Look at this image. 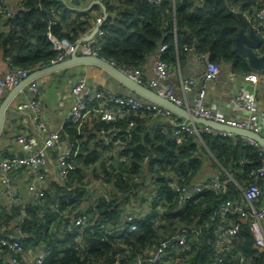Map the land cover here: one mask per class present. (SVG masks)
<instances>
[{
	"label": "built area",
	"instance_id": "built-area-1",
	"mask_svg": "<svg viewBox=\"0 0 264 264\" xmlns=\"http://www.w3.org/2000/svg\"><path fill=\"white\" fill-rule=\"evenodd\" d=\"M66 1L83 10L89 8L91 2L103 4L107 18L116 16L115 9L120 7V0ZM205 1L171 0V3L173 8H176L177 2L187 3L191 13H194L196 7L202 6ZM261 1L257 0L259 5ZM25 2L15 0L16 8H13L7 0H0V34L7 35L12 30H20L15 28L10 19L24 10ZM151 2L160 7L164 0ZM237 6L232 5V10L242 13L246 18L249 25L246 33L252 28L260 37L261 44L254 52L262 56L264 6L257 10L256 7L242 10L241 5ZM50 14L54 17L53 26L59 24L61 9L52 7ZM94 14L93 27L84 37L104 20L101 8ZM64 29L70 28L64 26ZM102 36L103 32L99 29L91 40L80 45L77 52L100 56L99 51L104 47ZM47 38L59 53V57L51 64L68 58L80 41L69 43L65 39L55 38L50 32ZM166 49L167 46L162 45L148 59L154 61L156 76L148 82L145 81L144 67L112 63L134 81L146 84L156 93L188 108L199 117L247 128L264 136L263 72L236 73L193 49L189 57L204 66V73L201 79L182 80L178 86L181 91L179 95L177 86L166 84L173 69L163 60ZM5 63V72L0 74V105L9 91L32 72L45 67L38 66L32 70L19 68L10 58ZM224 71L233 88L222 113L211 107L208 95L212 83ZM61 72L65 76L62 78L59 101L66 109L53 122L44 99L48 87L45 78ZM103 93L105 96L101 99ZM188 94H192L191 101ZM94 103L96 106L92 107ZM127 111L134 115L151 113L153 124L162 120L165 121L163 124L177 126L172 130L175 138L181 132L196 135L203 148L194 155L202 163L200 171L192 177L180 171L162 169L155 161L150 166V160H154L155 155H145L139 174L130 177L136 186L122 193L117 190L118 178H110L106 170L100 168L106 167L113 173V168L127 170L131 167L132 156L123 152L129 148L134 123H130L125 131L110 128L89 132L78 143L72 140L66 126L80 132L89 117L98 116L110 122L116 117H123ZM181 121L168 109L140 100L114 77L92 65L75 66L27 83L9 105L0 136V263L47 264L52 254L48 234L55 236L57 243L74 236V248L79 256L85 255V250L90 246L86 236L101 235L104 240L125 250L115 256V264H196L198 252L204 244L203 231L209 230L211 226L199 227L181 221L190 202L202 200L207 193L213 192L227 198L211 206L213 219H218V222L213 225L214 235L208 240L213 253L208 264H250V260L258 259L260 254H264V148L243 139L247 145L255 146L260 155V165L249 175L255 182L249 183L240 177L236 162L228 166L220 164L203 143L202 131L214 133L211 129L202 126L196 128ZM157 129L154 124L149 126L147 133L154 135ZM95 151L98 152V158L90 161ZM229 186L234 187L236 195H229ZM101 204H113L116 207L120 212L117 222L104 219ZM164 212L180 216L176 221L166 217L163 219L161 214ZM48 215H51L49 219ZM34 222L37 226L44 224L45 235H37ZM139 224L156 227L159 240L146 245V248H134L127 254L131 249L129 243L139 231ZM245 227L254 241L255 252L251 256L246 255L240 247L245 242L240 236ZM64 245L70 246V243Z\"/></svg>",
	"mask_w": 264,
	"mask_h": 264
},
{
	"label": "trees",
	"instance_id": "trees-1",
	"mask_svg": "<svg viewBox=\"0 0 264 264\" xmlns=\"http://www.w3.org/2000/svg\"><path fill=\"white\" fill-rule=\"evenodd\" d=\"M178 3L176 8H173L171 0H164L160 7L151 0H120V7L115 9L116 16L110 15L100 28L103 32L101 41L104 47L99 51V55L118 66L138 68L144 67L148 59L162 45H166L163 60L173 68L178 61L189 58L191 51L195 49L196 53H204L213 62L224 64L236 73L255 72L235 48L236 37L240 32H246L249 25L242 13L233 12L232 5L235 7L241 5L242 10L255 7L257 10L264 6V0L260 5L257 0H206L202 6L196 7L194 13H191L187 3ZM24 7V10L10 19L15 28L18 27L20 30H12L7 35L0 34V62L4 63L10 58L15 66L29 70L38 66H48L59 57V53L48 41V32L59 40L65 39L69 43H76L93 27L96 17L94 11L100 10L98 6L88 11L72 10L64 5L62 0H26ZM52 7L60 8L62 11L60 23L56 26L52 24L54 21L50 14ZM108 11L111 12L110 9ZM64 26L70 29L65 30ZM261 75L264 76V73ZM104 96L105 93L101 99H104ZM95 106L96 103L92 105ZM153 119L151 113L140 112L134 115L127 111L123 117H116L110 122L98 116L89 117L80 132L66 127L72 140L78 143L89 132L110 128L125 131L130 123H134L129 148L123 152L132 156L131 167L127 170L113 168V173L106 167L100 168L106 170L110 178L119 179L116 181V188L122 193L136 186L130 177L139 174L143 168L145 155H155V159L150 160V166L155 161L162 169L180 171L185 176H195L202 167V163L194 158L196 152L203 149L196 135L181 132L175 138L172 130L177 126L163 124L165 121L162 120L154 123L158 129L151 135L147 132L149 126H154ZM201 139L220 164L228 166L236 162V168L241 172L240 177L249 183L255 182L249 178L251 171L260 165V155L255 146L247 145L243 139L236 136H220L203 131ZM97 158L98 152L95 151L90 161H96ZM243 161L245 163L240 164ZM229 188V195L237 194L233 186H229L228 190ZM226 198L220 193H207L202 200L192 201L187 206L181 222L199 227L211 226L209 230L203 231L204 244L198 252L196 264H208L213 256L208 240L214 235L213 225L218 219H213L214 212L211 206H216L218 201ZM100 208L105 220L117 222L120 212L113 204H101ZM178 216L180 215L169 212L161 214L163 219L166 217L173 221H176ZM50 217L51 215H48V219ZM33 224L37 235L40 237L45 235L46 228L43 223L38 226L35 222ZM139 227L134 240L129 243L131 249L126 252L127 254L134 248H146V245H152L159 240L157 228L153 225L139 224ZM240 236L245 239L240 247L246 255L251 256L255 252L254 241L246 227ZM47 238L52 250L47 264H115V256L125 252L123 248L104 240L101 235L85 237L90 246L83 256H79L74 248V236H68L66 240L58 243L54 239L55 236L47 234ZM67 242L70 246L64 245ZM60 254L62 256H59ZM250 262L264 264V254Z\"/></svg>",
	"mask_w": 264,
	"mask_h": 264
},
{
	"label": "water",
	"instance_id": "water-1",
	"mask_svg": "<svg viewBox=\"0 0 264 264\" xmlns=\"http://www.w3.org/2000/svg\"><path fill=\"white\" fill-rule=\"evenodd\" d=\"M62 2L64 5L68 6L72 10H83L81 8H76L69 5L66 0H62ZM94 6H99L103 10L104 20L103 22L98 24L88 36L83 37L79 41L75 51L71 53L68 58L62 61L50 64L32 72L27 79H25L14 89L9 91L6 97L2 100L0 105V136L4 128L5 116L9 105L11 104L15 95L27 83L41 76L64 71L75 66L92 65L101 68L105 73L114 77L125 88L131 90L133 95L138 97L140 100L155 103L168 109L185 123L193 125L196 128L199 126L209 128L216 134H221L224 136H236L241 139H246L264 148V136H262L261 134L247 128L226 125L215 120L199 117L192 113L188 108L181 107L170 99L156 93L146 84L134 81L117 65L113 64L110 61H107L103 57L97 55L79 54L77 51L80 45L86 41L91 40L101 28L104 21L107 19V10L105 5L100 4L98 2H91L90 7L84 10L88 11ZM260 44V37L258 36L256 30L252 28L249 30L248 33L240 32V34L235 39V48L241 55L243 60L246 61L254 71L264 73V54L262 56H259L254 52V49L258 48Z\"/></svg>",
	"mask_w": 264,
	"mask_h": 264
},
{
	"label": "crops",
	"instance_id": "crops-1",
	"mask_svg": "<svg viewBox=\"0 0 264 264\" xmlns=\"http://www.w3.org/2000/svg\"><path fill=\"white\" fill-rule=\"evenodd\" d=\"M13 8H16L15 0H7ZM154 61L150 59L144 66V76L145 81H150L154 79L155 72L153 68ZM6 69V63L0 62V74H3ZM204 73V66L200 63H196L194 58H187L183 61H178V63L172 69L171 77L166 82L167 85L177 86V93L180 95L181 91L178 88L180 82L189 78H199L201 79ZM65 76L64 72L57 73L45 78L48 84L46 93L44 95L45 102L49 107V117L50 120L55 122L57 116L62 114V111L66 109L65 106H61L59 101V91L62 88V78ZM72 78V77H71ZM232 83L230 82L226 72L224 71L217 81L213 82L208 95V102L211 107L219 109L220 112L225 111L226 103L232 92ZM189 101L192 100V94H188ZM9 120V119H8ZM7 120V121H8ZM32 133V131H31ZM34 135V134H32Z\"/></svg>",
	"mask_w": 264,
	"mask_h": 264
}]
</instances>
